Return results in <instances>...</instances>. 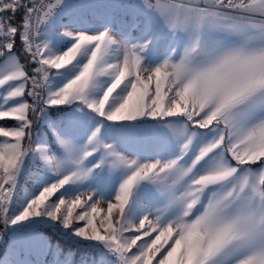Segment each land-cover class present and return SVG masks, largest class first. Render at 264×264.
Segmentation results:
<instances>
[{"label":"snow or ice","instance_id":"6c2138e0","mask_svg":"<svg viewBox=\"0 0 264 264\" xmlns=\"http://www.w3.org/2000/svg\"><path fill=\"white\" fill-rule=\"evenodd\" d=\"M6 121L37 264H264V0H0Z\"/></svg>","mask_w":264,"mask_h":264},{"label":"rangeland","instance_id":"374dc122","mask_svg":"<svg viewBox=\"0 0 264 264\" xmlns=\"http://www.w3.org/2000/svg\"><path fill=\"white\" fill-rule=\"evenodd\" d=\"M88 2L103 5V4H109V3H127L128 0H88ZM138 147H141L144 150L146 155L151 154L150 150H148L145 146H138ZM133 158L135 157H130V159H133ZM145 162L151 163V162H154V160H147ZM25 187L28 189H31L32 187L31 182H28L25 185ZM82 199H86V196L82 197ZM13 208H15V204L13 205ZM98 208L106 211L107 203L101 202L98 205ZM76 211H80V209H77ZM10 251H12L13 253L11 258L18 262L30 261L31 264H37V261L39 260H46L48 262H51L52 260L51 255H48L46 257L40 256L37 250L34 247H32L25 238H19L15 242H13L11 233H8L5 235L4 241L0 242V258H3Z\"/></svg>","mask_w":264,"mask_h":264},{"label":"trees","instance_id":"16d2710c","mask_svg":"<svg viewBox=\"0 0 264 264\" xmlns=\"http://www.w3.org/2000/svg\"><path fill=\"white\" fill-rule=\"evenodd\" d=\"M21 49H22V45L19 43V41H17V45H16V48L14 49V51H16L17 53H20V60L22 63L26 64V67L31 66V65H27V63H26L27 57L22 54ZM14 123H15L14 121L0 122V124H2L5 127H7V126L9 127V126L13 125ZM42 231H44L45 235L50 234V230H43L42 229ZM76 259L78 260L79 256H77Z\"/></svg>","mask_w":264,"mask_h":264},{"label":"built area","instance_id":"2783aa9c","mask_svg":"<svg viewBox=\"0 0 264 264\" xmlns=\"http://www.w3.org/2000/svg\"><path fill=\"white\" fill-rule=\"evenodd\" d=\"M0 232H4V228L2 225H0Z\"/></svg>","mask_w":264,"mask_h":264},{"label":"crops","instance_id":"0c3cea01","mask_svg":"<svg viewBox=\"0 0 264 264\" xmlns=\"http://www.w3.org/2000/svg\"><path fill=\"white\" fill-rule=\"evenodd\" d=\"M31 67L32 66H28L27 68H28V71L31 73ZM26 99H28L27 97H26Z\"/></svg>","mask_w":264,"mask_h":264}]
</instances>
